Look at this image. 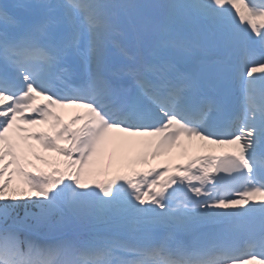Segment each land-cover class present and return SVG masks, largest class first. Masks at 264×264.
Segmentation results:
<instances>
[{
  "label": "snow or ice",
  "instance_id": "snow-or-ice-1",
  "mask_svg": "<svg viewBox=\"0 0 264 264\" xmlns=\"http://www.w3.org/2000/svg\"><path fill=\"white\" fill-rule=\"evenodd\" d=\"M113 131L236 148L109 176ZM0 264H264V0L0 3Z\"/></svg>",
  "mask_w": 264,
  "mask_h": 264
},
{
  "label": "rangeland",
  "instance_id": "rangeland-1",
  "mask_svg": "<svg viewBox=\"0 0 264 264\" xmlns=\"http://www.w3.org/2000/svg\"><path fill=\"white\" fill-rule=\"evenodd\" d=\"M38 101H39V97L37 98L36 103H38ZM56 110L63 115L65 120H67L74 112H77L75 110V108H71V107L64 108V109L58 108ZM27 114H30V113L28 112ZM24 126L30 128L32 131H35V132H49V131H51L49 124H46V123H39L36 125H24ZM116 132L117 131H113V132L109 133V141H108L107 149H106L105 156H104L105 164L107 163L108 156L110 154L113 157V161H114L113 165L110 169H108L109 176L115 175V174H129L130 175L133 172V170L138 171V172L147 171L150 167H154L157 163H161V164L165 163L166 161H163V160H166L168 155L174 157L175 154H173L172 152L177 150V148H175L170 153L160 155L159 157H155V158L148 157V163L145 164V163H130V161L134 160V158H133L134 152L131 149L127 148L126 154H125L127 156V158H126V160L122 161L121 160L122 159V153L120 152L119 147L123 145V143L121 141L124 140L129 134L122 133V132H117V133H119V134H117ZM139 138H142V137H139ZM147 138L148 137H144V139H147ZM148 139H150V138H148ZM29 143L35 144L36 142L30 141ZM61 144L64 146H67L64 141H61ZM36 147H37V150L40 152V154L45 156V157L56 156L55 153L45 152L43 149H41L39 147L38 144L36 145ZM116 148H117V150H116ZM75 155L76 154H74V156ZM29 158L31 159L32 157L29 156ZM35 162L42 163L41 161H34V163ZM168 162H170V160ZM32 169H33L32 167H28L27 171L32 170ZM93 176L95 179H98V180H103V179L108 178L103 174H98V175H93ZM94 178L89 177V180L94 179ZM16 181H18V183H19L18 179Z\"/></svg>",
  "mask_w": 264,
  "mask_h": 264
},
{
  "label": "bare ground",
  "instance_id": "bare-ground-1",
  "mask_svg": "<svg viewBox=\"0 0 264 264\" xmlns=\"http://www.w3.org/2000/svg\"><path fill=\"white\" fill-rule=\"evenodd\" d=\"M75 110L84 111L83 109H75ZM117 134H119V133H117ZM142 139H144V138L131 137L128 135L124 140L121 141L123 143V145L120 146L119 148H120V152L122 153V159H121L122 161L126 160V158H127V156L125 155L127 148L131 149L134 152V154H133L134 159H136L138 157V155L140 153V146L137 144H129L127 142L128 141H138V140H142ZM182 140H183V143L187 146V154H181L182 150L180 148H177V150L174 151L175 156L173 157V160L168 162L170 160L169 156H168V159L166 160L169 163L168 167H170V168H173L176 164L186 165L189 162V159L191 157L205 156V154H207L206 148H208V146H211L212 150H217L215 148L214 144H207L206 142H204L205 140H201L199 137H193L191 140H188L187 137H182ZM116 150H117V148H116ZM149 157H151V156H149ZM163 165H161V167Z\"/></svg>",
  "mask_w": 264,
  "mask_h": 264
},
{
  "label": "trees",
  "instance_id": "trees-1",
  "mask_svg": "<svg viewBox=\"0 0 264 264\" xmlns=\"http://www.w3.org/2000/svg\"><path fill=\"white\" fill-rule=\"evenodd\" d=\"M62 160V159H61ZM37 167H40V166H37ZM45 168H47V169H50V167H45ZM46 172V171H45ZM16 183H18V181H16ZM21 187H24V185H20Z\"/></svg>",
  "mask_w": 264,
  "mask_h": 264
}]
</instances>
